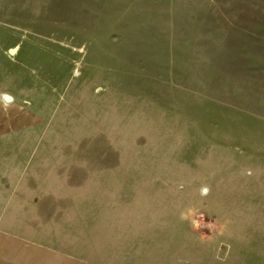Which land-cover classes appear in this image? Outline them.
<instances>
[{
  "label": "rangeland",
  "instance_id": "1",
  "mask_svg": "<svg viewBox=\"0 0 264 264\" xmlns=\"http://www.w3.org/2000/svg\"><path fill=\"white\" fill-rule=\"evenodd\" d=\"M63 45L84 61L48 106L40 134L62 140L45 151L175 187L177 238L145 261L264 264V0H0L1 84Z\"/></svg>",
  "mask_w": 264,
  "mask_h": 264
},
{
  "label": "crops",
  "instance_id": "2",
  "mask_svg": "<svg viewBox=\"0 0 264 264\" xmlns=\"http://www.w3.org/2000/svg\"><path fill=\"white\" fill-rule=\"evenodd\" d=\"M84 46L55 48L19 86L0 82V264H148L160 240L177 238L174 186L91 163L106 154L45 151L62 140L40 134L48 106L77 78L84 59L75 47ZM225 230L216 222L215 237L240 238Z\"/></svg>",
  "mask_w": 264,
  "mask_h": 264
},
{
  "label": "built area",
  "instance_id": "3",
  "mask_svg": "<svg viewBox=\"0 0 264 264\" xmlns=\"http://www.w3.org/2000/svg\"><path fill=\"white\" fill-rule=\"evenodd\" d=\"M4 100L6 101V102H8V103H10L11 101H12V99L11 98H9V97H4Z\"/></svg>",
  "mask_w": 264,
  "mask_h": 264
},
{
  "label": "clouds",
  "instance_id": "4",
  "mask_svg": "<svg viewBox=\"0 0 264 264\" xmlns=\"http://www.w3.org/2000/svg\"><path fill=\"white\" fill-rule=\"evenodd\" d=\"M205 192L207 191V189L204 190Z\"/></svg>",
  "mask_w": 264,
  "mask_h": 264
}]
</instances>
